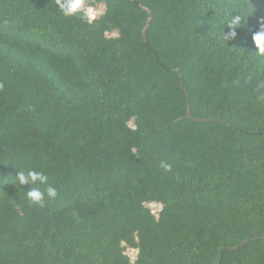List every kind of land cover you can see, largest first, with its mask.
<instances>
[{
  "label": "trees",
  "instance_id": "trees-1",
  "mask_svg": "<svg viewBox=\"0 0 264 264\" xmlns=\"http://www.w3.org/2000/svg\"><path fill=\"white\" fill-rule=\"evenodd\" d=\"M95 1L0 0V264H264V0Z\"/></svg>",
  "mask_w": 264,
  "mask_h": 264
},
{
  "label": "clouds",
  "instance_id": "clouds-1",
  "mask_svg": "<svg viewBox=\"0 0 264 264\" xmlns=\"http://www.w3.org/2000/svg\"><path fill=\"white\" fill-rule=\"evenodd\" d=\"M55 8L57 12L63 17H76L83 20L86 23H92L97 16L101 15V6L95 3V0H55ZM242 17L240 15H234L227 21L225 27L228 31L224 32L225 40H234L237 37V29L242 25ZM250 39L253 46V53L257 56L264 57V19L258 22V27L255 31L250 32ZM264 99V97H261ZM161 167L168 171L171 169V165L166 162H161ZM14 178V186H30L29 189L24 192L25 198L35 205L41 207L44 206L47 200H55L58 192L57 189L48 183V176L42 171L28 170L18 171ZM47 185L46 188L41 191L38 187H32V185Z\"/></svg>",
  "mask_w": 264,
  "mask_h": 264
},
{
  "label": "rangeland",
  "instance_id": "rangeland-1",
  "mask_svg": "<svg viewBox=\"0 0 264 264\" xmlns=\"http://www.w3.org/2000/svg\"><path fill=\"white\" fill-rule=\"evenodd\" d=\"M95 3L98 5V6H101V12L104 11V3L102 2H99V1H95ZM130 125H133V123H130ZM150 210L155 214L157 215L158 212L160 211V208L161 206L157 203H149L147 205ZM125 253L130 257L131 260H134L135 257H136V253L137 251L135 249H132V248H129V247H126L125 249Z\"/></svg>",
  "mask_w": 264,
  "mask_h": 264
}]
</instances>
